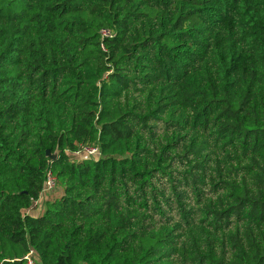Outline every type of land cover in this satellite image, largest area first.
<instances>
[{
  "label": "trees",
  "instance_id": "obj_1",
  "mask_svg": "<svg viewBox=\"0 0 264 264\" xmlns=\"http://www.w3.org/2000/svg\"><path fill=\"white\" fill-rule=\"evenodd\" d=\"M29 252L264 264V0H0V264Z\"/></svg>",
  "mask_w": 264,
  "mask_h": 264
},
{
  "label": "built area",
  "instance_id": "obj_2",
  "mask_svg": "<svg viewBox=\"0 0 264 264\" xmlns=\"http://www.w3.org/2000/svg\"><path fill=\"white\" fill-rule=\"evenodd\" d=\"M100 34L102 38L113 36V32L105 28L100 30ZM72 154L75 157L95 158L100 156V150L96 145H80L75 151H73ZM54 189H56V178L52 171L48 169L45 174L44 188L42 189L40 196L42 197L45 193L52 192ZM38 203L39 200L35 202L36 205ZM24 259L26 260V264H34V261L32 259V252L27 253L24 256Z\"/></svg>",
  "mask_w": 264,
  "mask_h": 264
},
{
  "label": "water",
  "instance_id": "obj_3",
  "mask_svg": "<svg viewBox=\"0 0 264 264\" xmlns=\"http://www.w3.org/2000/svg\"><path fill=\"white\" fill-rule=\"evenodd\" d=\"M46 156L49 158H54L55 154L52 155L49 150H46Z\"/></svg>",
  "mask_w": 264,
  "mask_h": 264
},
{
  "label": "rangeland",
  "instance_id": "obj_4",
  "mask_svg": "<svg viewBox=\"0 0 264 264\" xmlns=\"http://www.w3.org/2000/svg\"><path fill=\"white\" fill-rule=\"evenodd\" d=\"M57 192V191H56ZM58 195V193L57 194H55V196H57Z\"/></svg>",
  "mask_w": 264,
  "mask_h": 264
},
{
  "label": "crops",
  "instance_id": "obj_5",
  "mask_svg": "<svg viewBox=\"0 0 264 264\" xmlns=\"http://www.w3.org/2000/svg\"><path fill=\"white\" fill-rule=\"evenodd\" d=\"M42 201V200H41ZM41 203L39 202V205H40Z\"/></svg>",
  "mask_w": 264,
  "mask_h": 264
}]
</instances>
